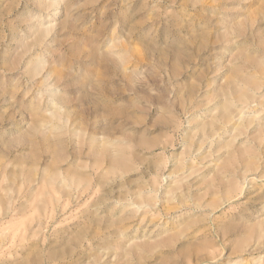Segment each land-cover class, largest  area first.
<instances>
[{"label":"rangeland","instance_id":"rangeland-1","mask_svg":"<svg viewBox=\"0 0 264 264\" xmlns=\"http://www.w3.org/2000/svg\"><path fill=\"white\" fill-rule=\"evenodd\" d=\"M0 264H264V0H0Z\"/></svg>","mask_w":264,"mask_h":264}]
</instances>
